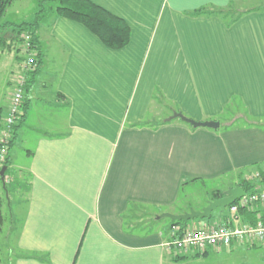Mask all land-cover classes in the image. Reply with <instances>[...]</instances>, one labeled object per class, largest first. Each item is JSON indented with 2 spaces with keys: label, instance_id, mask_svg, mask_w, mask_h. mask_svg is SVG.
Masks as SVG:
<instances>
[{
  "label": "crops",
  "instance_id": "crops-1",
  "mask_svg": "<svg viewBox=\"0 0 264 264\" xmlns=\"http://www.w3.org/2000/svg\"><path fill=\"white\" fill-rule=\"evenodd\" d=\"M89 1L127 23L129 42L113 50L77 22H41V64L13 135L24 165L9 152L26 176L10 264H231L222 256L234 244H164L175 229L240 226L242 215L198 227L164 215L201 210L195 188L202 201L207 183L233 188L264 165V0ZM254 211L264 219V206Z\"/></svg>",
  "mask_w": 264,
  "mask_h": 264
},
{
  "label": "trees",
  "instance_id": "trees-1",
  "mask_svg": "<svg viewBox=\"0 0 264 264\" xmlns=\"http://www.w3.org/2000/svg\"><path fill=\"white\" fill-rule=\"evenodd\" d=\"M36 9L34 17L30 22H3L2 18L12 3V0H0V53L4 51H11L15 48L18 52L19 46L26 47V51L31 55L33 69L27 73L26 87L29 86L32 77L36 74L41 64L42 51L39 45V39L37 31L41 22L48 16H60L71 21L77 22L83 25L89 32L95 35L100 42L107 48L118 50L125 47L130 38V29L127 23L120 17L113 15L104 8L94 4L89 0H35ZM203 13V10H199L197 14ZM214 14H221L220 11L212 12ZM27 37V39H25ZM21 57L19 56L18 59ZM25 87V88H26ZM23 105V103H22ZM21 113L19 118H21ZM3 117V115H2ZM1 117V119H2ZM20 120V119H19ZM17 125V123H16ZM14 125L11 131V137L5 147V156L1 162L0 169L5 166L4 178H0V189L4 194H8L12 189H20L26 192V183L21 185L13 181L7 174L10 169L9 152L13 145ZM2 122H0V129ZM3 146V145H2ZM1 148V144H0ZM9 177H6V176ZM19 185L16 187V185ZM238 186L246 192H254L259 188H264V179L260 181H246L242 179ZM224 193H213L212 198H218L223 196ZM211 198V199H212ZM3 200L0 196V233L4 223V216L2 213ZM235 204V203H234ZM236 214L243 216L244 223L254 225L259 220L264 222V219L256 218V211H246L244 208H238ZM172 224H179L177 222H171Z\"/></svg>",
  "mask_w": 264,
  "mask_h": 264
},
{
  "label": "rangeland",
  "instance_id": "rangeland-1",
  "mask_svg": "<svg viewBox=\"0 0 264 264\" xmlns=\"http://www.w3.org/2000/svg\"><path fill=\"white\" fill-rule=\"evenodd\" d=\"M36 1L35 0H12V3L7 8L2 21L3 22H13V23H20L22 21L30 22L32 21L36 9ZM19 46V51L16 52V59L18 62V66L21 64L22 59L25 58L24 55H26L25 52L22 50L25 49L24 47ZM21 57L18 59V57ZM3 59L0 60V108L4 110V113L6 112V108L8 106L7 100L10 98V94L13 92V85L6 84V79H13V76L18 72L19 67L16 66L12 55L9 54L7 51L3 53ZM26 150V147H23ZM11 152V158H13V162L17 166L24 165L26 158V152L23 151V149L20 146H16L14 148L13 146L10 149ZM7 174L10 176V178L19 184L24 181L26 176L20 175V170L18 168H10L8 169ZM6 177H9V176ZM236 178V177H235ZM232 180L227 183L225 181H219L217 183L210 182L205 185V190L209 191V195L206 197V194L202 197V201H199L201 194L199 192H202L200 188H195L193 193V199L194 201H198L196 203L205 204V202L209 201L210 198H212L213 193H218L219 191L224 193L228 189H230V185L232 184ZM19 185L17 184L16 187ZM218 189V190H216ZM212 190V191H211ZM25 192H23L20 189H12L9 191L8 194H4L0 189V196L3 200L2 204V213L4 216V223L2 226V231L0 233V264H10L12 261V247L14 244V228L17 226L20 218V213L17 210L16 207V201L18 198H20L22 195H24ZM181 201L184 200V197H181ZM188 201L190 198L187 199ZM183 202V201H182ZM181 203L180 205H182ZM200 204V205H201ZM187 204H183V206H186ZM198 205V208L200 207ZM203 206V205H202ZM206 206V205H205ZM189 210H191V207H189ZM229 210L226 208L223 211H220L219 209H216L212 212V217H226L228 216ZM203 220V219H202ZM201 219H193L191 221H188L190 225H197L200 224ZM170 220L165 218L163 221V224H169ZM201 226V225H200ZM198 227V226H196ZM254 243V242H253ZM255 247H252L247 240H243L240 242H236L228 251L235 250L231 254L226 253V255L222 256V259L224 261L227 259L229 262H232L231 264H264V246H259L257 243H255ZM230 247V246H229ZM227 248V247H226ZM228 254V255H227Z\"/></svg>",
  "mask_w": 264,
  "mask_h": 264
},
{
  "label": "built area",
  "instance_id": "built-area-1",
  "mask_svg": "<svg viewBox=\"0 0 264 264\" xmlns=\"http://www.w3.org/2000/svg\"><path fill=\"white\" fill-rule=\"evenodd\" d=\"M24 48L22 51L26 55H24L25 58L22 59L21 64L18 66V72L13 76V92L10 94L8 107L1 119L0 165L6 153L5 147L10 140L12 128L19 120L25 95L27 73L34 68L31 55L26 51V47ZM244 179L246 181H260L264 179V165L246 174ZM257 205L264 206V188H259V186L256 191L246 192L235 204L233 203L227 208L229 213L233 215L237 213L238 208H244L246 211L251 212L254 211ZM257 219L259 220L261 218ZM243 240L251 243L254 241H264V222L259 220L254 225L246 223L240 226H233L222 221L213 226L179 228L174 230L171 240L166 242L164 246L167 249H175L177 251L195 250L203 254L208 249L229 247Z\"/></svg>",
  "mask_w": 264,
  "mask_h": 264
},
{
  "label": "water",
  "instance_id": "water-1",
  "mask_svg": "<svg viewBox=\"0 0 264 264\" xmlns=\"http://www.w3.org/2000/svg\"><path fill=\"white\" fill-rule=\"evenodd\" d=\"M179 119L193 127H208V128H216L218 126L217 122L213 121H206V122H197L192 119H189L182 115L181 113H173L169 118L166 120L169 121L171 119ZM6 167L3 166L0 169V178L3 180L4 178V171ZM246 194V191L242 189L240 186H235L233 188L228 189L224 192L223 196L218 198H212L207 202V205L203 207L201 210H189V212L181 214V215H170L165 214L164 216L169 218L171 221L182 222L186 224L188 221L193 219H210L211 214L214 210L219 209L220 211L225 210L231 204L238 201Z\"/></svg>",
  "mask_w": 264,
  "mask_h": 264
}]
</instances>
